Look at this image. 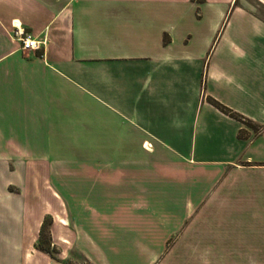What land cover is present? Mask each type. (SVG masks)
I'll list each match as a JSON object with an SVG mask.
<instances>
[{"label": "crops", "instance_id": "obj_1", "mask_svg": "<svg viewBox=\"0 0 264 264\" xmlns=\"http://www.w3.org/2000/svg\"><path fill=\"white\" fill-rule=\"evenodd\" d=\"M79 255L264 264V0H0V264Z\"/></svg>", "mask_w": 264, "mask_h": 264}, {"label": "rangeland", "instance_id": "obj_2", "mask_svg": "<svg viewBox=\"0 0 264 264\" xmlns=\"http://www.w3.org/2000/svg\"><path fill=\"white\" fill-rule=\"evenodd\" d=\"M50 222H51V218L49 216L44 219V228H43L44 231H43V234L41 235L42 242L44 245L48 246L49 250H47V251L52 253L54 256H57L59 254V252H62V251L66 252V250H62L63 246H60L57 244H51V241H50ZM76 261L78 264H88V262L86 260H84V258H82L81 255L78 256ZM225 262H227V261L225 260L224 263Z\"/></svg>", "mask_w": 264, "mask_h": 264}, {"label": "built area", "instance_id": "obj_3", "mask_svg": "<svg viewBox=\"0 0 264 264\" xmlns=\"http://www.w3.org/2000/svg\"><path fill=\"white\" fill-rule=\"evenodd\" d=\"M14 36L18 38L21 42V48H39L44 42L45 38L41 37H29V36H22L23 34V29L16 28L13 31Z\"/></svg>", "mask_w": 264, "mask_h": 264}, {"label": "trees", "instance_id": "obj_4", "mask_svg": "<svg viewBox=\"0 0 264 264\" xmlns=\"http://www.w3.org/2000/svg\"><path fill=\"white\" fill-rule=\"evenodd\" d=\"M212 102L214 104H216L218 107H220L221 109L225 110V111H228L232 114H235L230 108H228L226 105L222 104L221 102H219L218 100H216L215 98H211ZM44 221L42 222V225L40 227V231H39V238H38V246L42 249H45V250H49L48 246L47 245H44L43 242H42V237L41 235L43 234V231H44Z\"/></svg>", "mask_w": 264, "mask_h": 264}]
</instances>
